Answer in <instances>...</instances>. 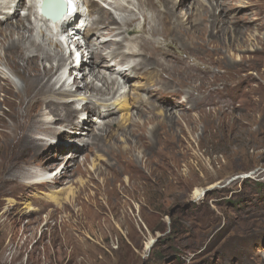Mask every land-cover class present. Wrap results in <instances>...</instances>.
<instances>
[{
  "label": "rangeland",
  "instance_id": "1",
  "mask_svg": "<svg viewBox=\"0 0 264 264\" xmlns=\"http://www.w3.org/2000/svg\"><path fill=\"white\" fill-rule=\"evenodd\" d=\"M27 1L14 23L27 14ZM154 1L156 13L139 0L123 1L137 18L132 27L123 25L116 37L102 26L96 34L104 36L91 39L138 53L127 56L128 64L141 65L127 83L131 94L155 80L145 104L134 99L135 124L123 119V109L96 121L103 107L84 112L77 101L73 108L81 111L70 125L54 124L53 137L37 134L52 144L43 150L54 156L48 173L69 174L61 185L26 184L41 181L28 174L42 167L12 166L28 159L20 158L29 151L20 142L0 155V264H264V0H183L184 9L177 6L182 0ZM93 3L116 19L122 14L103 0ZM99 59L103 71L107 60ZM0 71L8 77L1 81L8 96L0 106L1 134L15 121L11 111L20 112L10 90L21 80ZM74 71V89H82L90 75ZM74 93L70 101L81 94ZM83 118L91 129H110L98 138L76 136L73 122ZM80 138L90 144L72 158Z\"/></svg>",
  "mask_w": 264,
  "mask_h": 264
},
{
  "label": "bare ground",
  "instance_id": "2",
  "mask_svg": "<svg viewBox=\"0 0 264 264\" xmlns=\"http://www.w3.org/2000/svg\"><path fill=\"white\" fill-rule=\"evenodd\" d=\"M70 1L74 6V11L71 14H66L64 17L62 32H65L67 37L62 42L58 32L59 26L57 25V31L52 30L49 21L42 18L38 13L36 9L37 0L27 1L26 5L23 7L27 14L25 16H20L19 21L15 23L14 19L17 17L22 0H0V29L8 23H11L9 26H13L12 29L8 30L9 33L3 35L0 39V66L6 68L12 75H15L21 80L20 85H15L14 83L11 85L12 89L10 91L14 93L19 100L17 102V108L19 107L20 112L17 113L16 110L12 112V110L11 114L15 121L4 125V131L2 130L3 132L0 134V155L5 154L15 146L19 145V142L24 148L29 149L28 153L20 156V158L25 159V157H27L28 159L23 163L16 162L12 164V166L14 165L17 167L32 164L37 161L38 165L42 167V169L39 168L36 172L32 170L29 172L28 175H31L30 177H36L41 180L26 183L29 187H32L35 183L37 185H47L48 183L55 182L56 185H61L64 183V178L67 175L69 176L66 170H61L54 176L48 173V166H46V164L52 160L54 156L50 154L49 156L45 155L43 150L51 147L52 144L50 142L47 143L45 138L37 136V134L52 136V129L55 127L54 124L59 123L60 125H70L73 118L76 117L75 115L78 113L80 114L81 110L79 111L78 109L73 108V105L80 100L85 103L82 108L84 112L96 109L97 106L100 105L103 107V109L97 110L99 116H95L96 121H102L101 116H111L116 113L118 109L128 111V115H123V119H130L132 115H129V113L133 109L138 110L135 105L139 102H143L142 98H144L143 96L146 89L155 83V80H153L150 84H141V86L138 84V87L135 86L138 90L134 94H131L126 90V88H128L127 86H129L127 83L136 75L135 72L137 73V70L141 65H130L127 60L129 56H135L138 53L133 51L132 47H130V50L126 53L120 49V46H118L121 45L122 42L105 40V38L99 40L100 42L97 43L98 49H94L97 47V44L95 41H91V39L94 38L97 41L98 37L104 36L105 33L103 30L100 34L102 36L96 34L102 26L107 27L106 29L115 33V36L117 37L122 35L123 25H128L133 21L135 22L137 18L131 14V10L127 11L128 6L123 4V1L130 2V0H116V3L114 0H103V2L116 8V10L122 11V14H120L118 19H116L117 16L114 17L108 11L98 8L96 3H93L90 7L92 0ZM139 3V7L142 9L147 7L152 13L160 11L154 0H139ZM177 6L184 9L186 2L183 0L179 3L177 2ZM139 10L142 12L140 8ZM94 15H96L97 18H94ZM145 16L148 21L150 17L146 14ZM151 18L152 20H156L153 15ZM133 24L131 23L128 30ZM70 28L71 32L69 31ZM84 28V36H86V38L84 41H81ZM2 31H4V29L0 30V32ZM106 36L109 35L106 34ZM139 36H141V34L136 35L133 39H136ZM124 40L127 39L124 38ZM111 44L117 46L112 47ZM127 46L130 45L128 44ZM68 50L69 54L67 53ZM122 54H124V56L120 58V55ZM96 57L107 60L102 64L103 71L110 70L112 72L111 76H105V72L103 73V71L98 69L95 62ZM153 57L154 55H151V58ZM72 58L73 61L69 62ZM44 61L46 63L58 61L63 65H66L67 69L65 68L66 71L64 70V73H61L59 68L54 64L47 65ZM78 68L84 70L86 75H90V80L87 79L85 81L82 89H74V84L77 85V83L72 78V75L73 73H76L74 70H77ZM4 73L6 72L4 71ZM4 73L0 71V96L3 97L0 99V106L1 104H8V96L3 94L4 87H1V81L7 80L8 78ZM113 74H119L123 81H118ZM97 81L102 84H97ZM82 91L84 94L81 93ZM74 92H79L81 94L70 101L68 98L75 96ZM154 93L149 94L148 99L155 96ZM106 94L111 97L108 99H102ZM97 97H99L98 100L96 99ZM134 99H137V103L134 102ZM98 101H100V103ZM148 103V105L151 104V102ZM143 104L145 103L143 102ZM151 108H156V106L152 105ZM20 117H23L25 123L22 122L19 126L17 124V119ZM141 117H143V115ZM92 119L94 120V117H92ZM130 121L131 119L129 122ZM73 123L74 127H76L73 129L75 135L87 134L90 135L91 138H98V136L102 137V131L104 133L108 132L110 129L108 126H103V128L99 127L97 130L91 129L92 123H89L86 118ZM130 123L135 124V121L132 120ZM108 124H111V122ZM69 127L72 128L73 126ZM80 130H89L91 132H80ZM72 139L77 141V137ZM80 139L81 140L79 141L83 144H73V146L76 145V150L75 153H71L72 158L80 156L81 151H79V146L83 149L90 144V142H88L89 140L85 138ZM54 147L60 149L58 146L54 145ZM195 194L196 196L200 195V190H196Z\"/></svg>",
  "mask_w": 264,
  "mask_h": 264
},
{
  "label": "water",
  "instance_id": "3",
  "mask_svg": "<svg viewBox=\"0 0 264 264\" xmlns=\"http://www.w3.org/2000/svg\"><path fill=\"white\" fill-rule=\"evenodd\" d=\"M64 10H66V6L64 5Z\"/></svg>",
  "mask_w": 264,
  "mask_h": 264
}]
</instances>
